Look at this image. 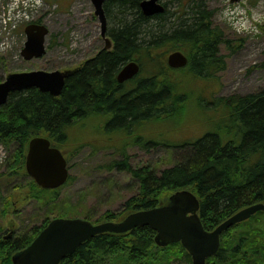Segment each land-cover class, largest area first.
I'll return each mask as SVG.
<instances>
[{
    "label": "trees",
    "instance_id": "16d2710c",
    "mask_svg": "<svg viewBox=\"0 0 264 264\" xmlns=\"http://www.w3.org/2000/svg\"><path fill=\"white\" fill-rule=\"evenodd\" d=\"M139 2L104 1L113 46L78 64L65 79L60 95L29 87L10 92L0 107V145L8 152L4 170H0V214L12 204V193L21 190L20 196L33 206L29 219L36 218V222L18 228L0 225V264H12V255L32 241L51 219L54 208L72 204L60 202L64 186L44 189L27 177L24 159L30 138L42 135L52 145L63 149L67 145L73 150L81 146L77 130L72 131L81 120L104 115L108 117L106 126L132 132L162 112L181 111L190 97L188 87L193 79H207L225 69L227 54L221 47L233 52L245 42V37L232 39L214 24V10L202 0L179 3L181 10L173 12L166 2L162 12L150 16L142 13ZM31 21L39 22L40 18ZM260 27L264 33V24ZM173 48L188 56L187 65L178 69L167 66L165 54ZM129 60L138 61L145 72L119 83L116 74ZM215 101L223 105L233 135L221 128L210 129L195 141L184 143L188 148L182 159L159 171L149 164L133 166L125 150L132 145L147 149L156 141L128 138L116 149L120 158L103 167L125 172L136 185L135 192L118 210L101 212L95 222L117 220L127 212L164 204L180 189L198 198L199 217L206 230L245 206L264 203V88ZM90 213L87 210L84 218L90 220ZM154 234L146 225L123 233H98L59 264H172L180 259L191 264L179 242L157 246ZM206 264H264V212L258 211L223 232L218 251Z\"/></svg>",
    "mask_w": 264,
    "mask_h": 264
},
{
    "label": "rangeland",
    "instance_id": "374dc122",
    "mask_svg": "<svg viewBox=\"0 0 264 264\" xmlns=\"http://www.w3.org/2000/svg\"><path fill=\"white\" fill-rule=\"evenodd\" d=\"M184 1L186 4L190 2ZM202 1L207 8L214 10L213 23L232 39L243 35L231 28L228 13H232L233 20L242 17L243 22H264V0H235L233 3L231 0ZM166 2L169 12L181 10L178 8L180 0ZM29 3L30 0H0V81L12 72L35 69L50 71L75 66L104 45L100 38V22L93 13L91 0H43L34 16L40 18L49 29L46 54L38 59L24 60L20 54L24 41L23 12L29 13ZM110 24L108 18V27ZM228 51L221 47V52L227 54L224 70L207 79L200 77L192 80L188 87L190 97L185 100L181 111L171 109L169 113L162 112L160 117L146 122L144 126L138 125L135 127L138 130L132 132H124L121 127L106 126L108 117L104 115L81 120L72 128V131L77 130V140L81 146L73 150L65 147L67 145L63 146L68 151L71 180L59 194L60 202L69 201L72 204L54 208L51 215L84 217L87 210H90V220L95 221L105 210H118L123 201L135 192L136 185L125 172L109 170L103 166L110 160L120 158L116 149L128 138L140 136L158 142L147 149L132 145L125 150L133 166L149 164L159 171L182 159L188 148L184 143L195 141L210 129L221 128L233 135L234 130L226 119L223 105L215 101V98L256 92L264 88V33L261 31L258 36L245 37L242 47L233 52ZM144 72H140L139 76ZM130 85L128 83L127 86ZM4 154L7 155V152L0 146L1 171L5 166ZM22 192H13L16 193L12 195L13 201ZM13 210L19 213V218ZM5 211L0 214V225L3 227H8L11 219L17 226L36 222V218L29 219L33 212L29 201L18 200L17 204H11ZM172 264L188 263L180 259Z\"/></svg>",
    "mask_w": 264,
    "mask_h": 264
},
{
    "label": "water",
    "instance_id": "95a60500",
    "mask_svg": "<svg viewBox=\"0 0 264 264\" xmlns=\"http://www.w3.org/2000/svg\"><path fill=\"white\" fill-rule=\"evenodd\" d=\"M94 13L101 22V35L105 36L106 17L102 7L104 0H91ZM235 1V0H232ZM140 9L146 16L162 12L159 0H141ZM26 40L21 55L26 59L38 58L45 53L44 41L48 30L43 24H27L24 28ZM170 67H181L187 57L180 51L167 56ZM139 70L135 61L123 65L117 73V80L133 77ZM71 70H31L10 73L0 82V106L6 103L12 91L36 87L40 91L57 96L61 93L65 78ZM25 169L35 182L43 188H56L66 182L68 168L62 152L50 146L49 139L35 136L30 139L25 156ZM199 201L187 189L173 192L164 204L126 214L121 220L90 222L82 218L51 219L36 237L22 250L11 257L12 264H59L87 238L102 232L123 233L136 226H149L155 231L154 241L159 246L180 242L190 254L192 264H205L209 256L215 255L220 246V236L236 223L245 221L258 211L264 212V203L245 206L219 223L212 230H206L199 218Z\"/></svg>",
    "mask_w": 264,
    "mask_h": 264
},
{
    "label": "built area",
    "instance_id": "2783aa9c",
    "mask_svg": "<svg viewBox=\"0 0 264 264\" xmlns=\"http://www.w3.org/2000/svg\"><path fill=\"white\" fill-rule=\"evenodd\" d=\"M233 24L238 30L250 31L254 29V26L252 27L251 23L240 22L239 20H235Z\"/></svg>",
    "mask_w": 264,
    "mask_h": 264
},
{
    "label": "flooded vegetation",
    "instance_id": "af4514ba",
    "mask_svg": "<svg viewBox=\"0 0 264 264\" xmlns=\"http://www.w3.org/2000/svg\"><path fill=\"white\" fill-rule=\"evenodd\" d=\"M162 1V5H164L166 3V0H161ZM181 3H184L185 1L184 0H180ZM186 3V2H185ZM107 31H109V29L107 28ZM100 51V50H99Z\"/></svg>",
    "mask_w": 264,
    "mask_h": 264
},
{
    "label": "bare ground",
    "instance_id": "6f19581e",
    "mask_svg": "<svg viewBox=\"0 0 264 264\" xmlns=\"http://www.w3.org/2000/svg\"><path fill=\"white\" fill-rule=\"evenodd\" d=\"M162 5V4H161ZM176 8V7H175ZM153 15V14H152ZM15 16V15H14Z\"/></svg>",
    "mask_w": 264,
    "mask_h": 264
}]
</instances>
